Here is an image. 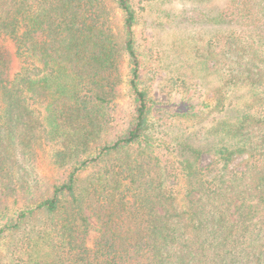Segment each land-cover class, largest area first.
<instances>
[{"label": "trees", "instance_id": "trees-1", "mask_svg": "<svg viewBox=\"0 0 264 264\" xmlns=\"http://www.w3.org/2000/svg\"><path fill=\"white\" fill-rule=\"evenodd\" d=\"M105 1L0 0L2 264H264V0H224L200 61L218 85L166 113L141 6L113 0L117 34Z\"/></svg>", "mask_w": 264, "mask_h": 264}, {"label": "rangeland", "instance_id": "rangeland-1", "mask_svg": "<svg viewBox=\"0 0 264 264\" xmlns=\"http://www.w3.org/2000/svg\"><path fill=\"white\" fill-rule=\"evenodd\" d=\"M113 28L120 34L122 14L113 0H106ZM141 6L136 19L135 37L141 60L140 79L154 96L162 113L176 105H183L188 97L196 105L209 101L217 84L214 74L200 63L205 56L206 40L222 31L210 17L223 5L224 0H135ZM204 66V69H203ZM125 72V68H123ZM179 103V104H178ZM213 113L199 115L188 133L196 145H204L211 133ZM208 156H203V162ZM39 172L51 177L52 165L47 152L40 153ZM1 192V188H0ZM4 196V195H3ZM0 195V200H3ZM94 223L93 219H90ZM95 233L90 232L87 244L91 245ZM5 246L0 247V264L4 262Z\"/></svg>", "mask_w": 264, "mask_h": 264}]
</instances>
